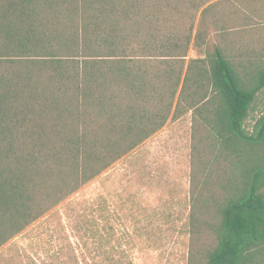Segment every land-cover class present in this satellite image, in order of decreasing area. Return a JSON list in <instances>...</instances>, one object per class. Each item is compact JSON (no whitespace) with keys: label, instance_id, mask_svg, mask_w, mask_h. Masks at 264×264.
<instances>
[{"label":"trees","instance_id":"obj_1","mask_svg":"<svg viewBox=\"0 0 264 264\" xmlns=\"http://www.w3.org/2000/svg\"><path fill=\"white\" fill-rule=\"evenodd\" d=\"M211 1L0 0V247L191 111L203 264H264V60L207 47Z\"/></svg>","mask_w":264,"mask_h":264},{"label":"rangeland","instance_id":"obj_2","mask_svg":"<svg viewBox=\"0 0 264 264\" xmlns=\"http://www.w3.org/2000/svg\"><path fill=\"white\" fill-rule=\"evenodd\" d=\"M211 3L216 4V17L207 18L205 44L242 61L250 74L264 60V53L254 52L264 49V36H254L249 28L263 24L251 19H264V0ZM205 47L193 46L192 40L185 67L204 57ZM263 112L264 90L244 124L248 132ZM194 134L191 111L170 117L160 130L1 246L0 264H203L215 238L204 226L211 219L192 208Z\"/></svg>","mask_w":264,"mask_h":264},{"label":"crops","instance_id":"obj_3","mask_svg":"<svg viewBox=\"0 0 264 264\" xmlns=\"http://www.w3.org/2000/svg\"><path fill=\"white\" fill-rule=\"evenodd\" d=\"M251 20L254 22H263V24H261V25H253V26H250L249 28H251L254 31V34H253L254 36H256V37L264 36V19L260 20L259 17H253ZM254 52L264 53V49L259 50V51H254Z\"/></svg>","mask_w":264,"mask_h":264}]
</instances>
